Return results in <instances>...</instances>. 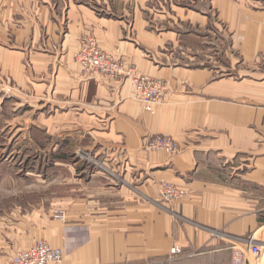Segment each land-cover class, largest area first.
Instances as JSON below:
<instances>
[{"label": "crops", "instance_id": "obj_1", "mask_svg": "<svg viewBox=\"0 0 264 264\" xmlns=\"http://www.w3.org/2000/svg\"><path fill=\"white\" fill-rule=\"evenodd\" d=\"M87 36L166 86L154 114L129 81L82 72ZM0 81L69 169L52 217L13 224L14 253L43 239L64 264H230L264 240V0H0ZM155 135L180 153L147 152ZM77 152L98 165L62 162ZM163 182L187 197L163 203Z\"/></svg>", "mask_w": 264, "mask_h": 264}, {"label": "rangeland", "instance_id": "obj_2", "mask_svg": "<svg viewBox=\"0 0 264 264\" xmlns=\"http://www.w3.org/2000/svg\"><path fill=\"white\" fill-rule=\"evenodd\" d=\"M10 95L0 81V260L14 253L13 224L36 210L51 215L53 200L67 193L69 179L68 167L54 165L53 140L37 128L36 115L28 114ZM64 147L70 151V146ZM62 162L78 163L80 169L93 164L63 154Z\"/></svg>", "mask_w": 264, "mask_h": 264}, {"label": "built area", "instance_id": "obj_3", "mask_svg": "<svg viewBox=\"0 0 264 264\" xmlns=\"http://www.w3.org/2000/svg\"><path fill=\"white\" fill-rule=\"evenodd\" d=\"M75 62L83 73L91 77H108L129 81L133 88L134 100L141 103L148 113H155V107L161 104L166 94V86L150 76L140 75L134 68L127 67L120 59L112 54L104 52L94 37L87 36L82 39ZM147 152H162L170 157L178 155L181 151L179 144L168 136L155 135L148 138L144 144ZM80 159L94 163L89 154L77 152ZM184 189L177 188L169 182H163L160 188V196L163 203H172L187 197ZM182 254L179 247L172 249L168 261H176ZM264 256V240L262 242L254 236L246 238L239 245H233L230 264H249V258L258 260ZM166 260V262H168ZM65 252L59 248H53L47 241L38 240L26 250L14 253L10 264H64Z\"/></svg>", "mask_w": 264, "mask_h": 264}]
</instances>
